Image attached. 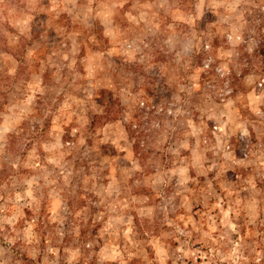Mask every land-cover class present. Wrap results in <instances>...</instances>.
I'll list each match as a JSON object with an SVG mask.
<instances>
[{
    "label": "rangeland",
    "instance_id": "374dc122",
    "mask_svg": "<svg viewBox=\"0 0 264 264\" xmlns=\"http://www.w3.org/2000/svg\"><path fill=\"white\" fill-rule=\"evenodd\" d=\"M0 264H264V0H0Z\"/></svg>",
    "mask_w": 264,
    "mask_h": 264
}]
</instances>
